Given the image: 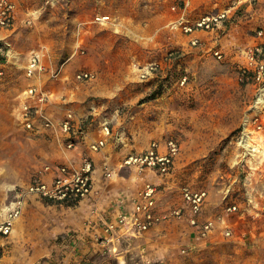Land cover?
<instances>
[{
  "label": "rangeland",
  "instance_id": "1",
  "mask_svg": "<svg viewBox=\"0 0 264 264\" xmlns=\"http://www.w3.org/2000/svg\"><path fill=\"white\" fill-rule=\"evenodd\" d=\"M16 1L21 11L31 12H20L9 29L0 26V60H7L0 78V214L18 194L30 197L24 192L27 181L53 152L17 118L20 95L33 80L25 66L38 52L45 69L37 75L45 78L44 88L67 98L62 106L98 107L111 130L139 150L153 140L175 138L180 153L167 183L149 171L148 176L129 168L119 173L139 174L141 188L146 182L162 183L158 205L163 212L183 203L184 187L206 190L201 221L212 220L215 227L199 238L180 219H165L163 228L146 236L116 240L111 248L84 257L68 247L70 260L52 255L35 260L33 255L47 251L40 244L48 241V232L42 225L44 206L32 204L30 225L12 241L5 264H264V94L257 102L260 91L246 79L240 58H217L206 46L190 44L174 26L172 4ZM151 65L155 69L146 72ZM83 71L93 73V79L78 80ZM47 105L56 113L63 109L58 101ZM229 204L237 210L227 212Z\"/></svg>",
  "mask_w": 264,
  "mask_h": 264
},
{
  "label": "crops",
  "instance_id": "2",
  "mask_svg": "<svg viewBox=\"0 0 264 264\" xmlns=\"http://www.w3.org/2000/svg\"><path fill=\"white\" fill-rule=\"evenodd\" d=\"M138 1H146L148 7H156L157 5L163 7L177 2V0H134L136 3ZM236 6H240L239 12L241 15L238 22L232 24L230 28H219L216 32H209L208 34L205 33L202 37L203 42L199 46H206L208 50H210L213 46H217L226 56L236 57L237 59L242 58L240 49L245 46L256 42L264 44V36H257L256 33V30L259 28L264 30V0H254L253 3L250 2V0H192L189 5L184 8L181 7L179 11L171 12V16L173 15L174 19H176L181 13H185V15L192 20L206 13L220 11L226 7ZM22 10L23 11H21L20 8H17L16 21L13 26L17 24L20 12H24L26 15H29L31 12L30 9ZM33 20L34 19L32 17V21ZM3 63L6 67L7 60L3 59ZM28 78L33 79L28 87L32 84H36L40 89L45 90L51 96V100H49L47 104L52 101H58L59 106H62L63 103L67 101V98L63 97V95L58 92H54L51 87L46 88L45 86L44 88L43 82L45 81V78L42 79V76L40 77L39 75H36ZM54 81V79L51 80L52 84H54ZM10 82L11 81H7V83ZM20 98L21 102H23L22 94L20 95ZM90 105L91 104L88 103L83 104L82 106L79 104L62 106L61 108L63 109L60 113L52 111L51 108H45L46 113L55 120H59L68 110L74 111L77 117H85L89 113L93 114V116L86 119V123L84 125L86 129V136L81 141H77L75 147L72 149H67L65 147L66 135L60 130L53 128H38L40 126V120L38 118L35 121V126L37 128H27L29 133L41 136L45 142L47 150L51 148L53 152L49 154L48 161L50 162L44 163V166L42 165L40 170L32 175L25 186L27 188L35 175L45 176L44 179L46 180L50 178L51 174L43 171L45 165L69 163L70 165L76 166L79 164L80 157L83 154H88L92 155L94 160V189L92 194L88 198L75 203L59 202L27 192V195L30 197L21 198V194H18V200L20 201L22 213L15 223L16 227L14 228L15 232L13 231L14 234L12 235V232L9 236L0 240L4 245V257L0 264H5L7 259L6 253H9L12 241L16 240V237L18 238L19 233L24 227H27L28 224L30 225L31 221L29 213L31 210H36L32 204L40 203L44 206L46 212L44 211L43 213L45 214V220H43L42 225L45 226L44 232L46 234L48 232V241L40 244L41 248H47V251L46 253L43 252V254L33 255L35 260L40 258H47L48 260L50 255H52V259H58L62 256L64 260H70V256L72 254L70 249H76V253L81 252L80 257H84L89 253H93L96 249H106V247L111 248L113 242L116 240L118 241L125 237L139 238V236H146V233H151L154 228H163L160 226L163 222H159L153 225L150 229L141 233L133 231L118 234L117 238H111L110 240L104 239V230H102V228L106 226L108 221L113 220L119 212L122 211V208L131 207L132 198L137 193V190L143 185V181L141 180L142 177H140L139 174L136 173L137 175H135L133 173L130 176H126L119 173V171L123 168H129L131 171L134 170V172L140 171L134 165H125L123 160L127 154L138 153L143 149L139 150L140 148L135 147L131 141L126 142L127 138H124L123 134L115 133L114 127L111 130V135L103 137L101 132V123L103 120L107 119V117L100 116V112L98 110L99 108L94 105ZM73 107L77 111L73 110ZM17 118L23 125L21 126L24 129L26 125L23 117L20 115V109L18 110ZM100 138H104V145L100 147L99 150L93 151L90 144ZM159 149L160 151L165 150V141L159 142ZM175 163L169 176H160L162 183H167L168 177L173 175ZM108 169L111 170L106 171ZM144 171L147 176L149 175L148 171L151 172L149 169H145ZM106 172H111L110 177L114 174L117 175L118 178L113 176L108 178L105 175ZM162 183H159V186L163 185ZM162 191L163 190L160 189V193ZM14 202H12V204ZM7 207L8 206L3 209L4 211L0 215L5 213ZM160 212L163 211L160 209ZM166 221H170V219ZM177 221L178 223L185 224V226L191 228V234L194 233V228L196 227L192 226L187 220ZM94 237L100 238L101 241L98 242L96 241L97 239L94 240ZM64 247L67 248V251H62ZM68 247L72 248L69 249Z\"/></svg>",
  "mask_w": 264,
  "mask_h": 264
},
{
  "label": "built area",
  "instance_id": "3",
  "mask_svg": "<svg viewBox=\"0 0 264 264\" xmlns=\"http://www.w3.org/2000/svg\"><path fill=\"white\" fill-rule=\"evenodd\" d=\"M192 0H177L171 5L173 11H179L186 7ZM254 2V0H250ZM17 11L16 0H0V26L10 28L15 24ZM240 6L226 7L220 11H214L201 15L200 17L189 19L185 13H181L175 20L174 26L186 33L189 42L193 46H199L203 42V35L209 32H216L217 29H227L232 24L237 23L240 17ZM257 36H264V30H256ZM241 57L239 67L246 79L258 87L259 94H264V44L260 42L252 43L240 49ZM210 51L217 58H222L224 52L217 46L210 48ZM4 63L0 60V78L4 75ZM26 68V75L34 77L40 74L45 66L42 56L38 52L31 53ZM146 72L150 73L155 66H147ZM93 73L83 71L76 75L78 80H91ZM186 80L184 77L183 82ZM23 102L20 115L23 117L28 129H35V121L40 118L38 128L58 129L66 135L65 147L72 149L77 141H81L86 136L84 127L86 119L77 117L75 112L68 110L59 120L53 119L45 111V106L51 96L36 84H32L22 93ZM258 97V96H257ZM263 98V97H262ZM257 98V102H260ZM103 137L111 135V128L107 119L101 123ZM104 138L92 142L90 147L93 151L99 150L104 145ZM180 153V145L175 138H168L165 141V150L160 151L159 142L153 140L149 145L138 153H130L124 158L123 163L129 166H136L138 170L149 169L154 174L167 177L171 174L175 159ZM43 171L51 174L50 178L35 175L25 189V192L39 195L41 197L56 200L64 203L80 202L88 198L94 189V160L92 155L83 154L79 164L76 166L69 163H59L55 165H45ZM110 176L111 172H107ZM160 196L159 184L146 182L144 186L134 195L131 207H124L119 214L107 222L104 227V239L116 238L118 234L127 232H143L153 225L165 219L187 220L195 226L199 238H205L214 230L215 224L212 220L201 221L203 207L207 201V191L204 189H193L184 187L182 190V201L180 206L171 209L169 212H160L158 200ZM237 210L236 204H229L227 212ZM22 213L20 201L11 203L5 213L0 215V240L9 236L15 227V223ZM4 257V245L0 241V263Z\"/></svg>",
  "mask_w": 264,
  "mask_h": 264
},
{
  "label": "bare ground",
  "instance_id": "4",
  "mask_svg": "<svg viewBox=\"0 0 264 264\" xmlns=\"http://www.w3.org/2000/svg\"><path fill=\"white\" fill-rule=\"evenodd\" d=\"M105 18H106V17H103V19H105ZM262 97H263V96H262L261 94H258V98H259V99H262ZM260 101H263V100H260ZM246 145L250 146V143L247 142ZM251 146H252V145H251ZM251 149H252V148H251ZM252 150L255 151L256 149H252Z\"/></svg>",
  "mask_w": 264,
  "mask_h": 264
},
{
  "label": "trees",
  "instance_id": "5",
  "mask_svg": "<svg viewBox=\"0 0 264 264\" xmlns=\"http://www.w3.org/2000/svg\"><path fill=\"white\" fill-rule=\"evenodd\" d=\"M1 59V58H0Z\"/></svg>",
  "mask_w": 264,
  "mask_h": 264
}]
</instances>
